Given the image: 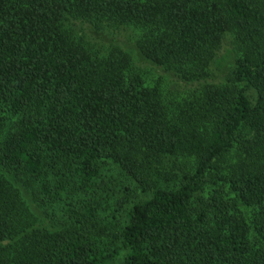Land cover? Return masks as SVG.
<instances>
[{"label": "trees", "instance_id": "16d2710c", "mask_svg": "<svg viewBox=\"0 0 264 264\" xmlns=\"http://www.w3.org/2000/svg\"><path fill=\"white\" fill-rule=\"evenodd\" d=\"M0 264H264V0H0Z\"/></svg>", "mask_w": 264, "mask_h": 264}, {"label": "rangeland", "instance_id": "374dc122", "mask_svg": "<svg viewBox=\"0 0 264 264\" xmlns=\"http://www.w3.org/2000/svg\"><path fill=\"white\" fill-rule=\"evenodd\" d=\"M122 34H123V36L125 37V39H123V41H122V43L124 44V45H126V46H128L129 47V45L131 44L130 43V41L132 40V32L130 31V30H126V31H122L121 32ZM104 35H107L106 33H104V34H102L101 35V38L104 36ZM123 37V38H124ZM129 40V41H128ZM224 47L226 48H228V47H230L229 45H228V42L226 41V43H224ZM220 53L221 54H223L224 53V50L223 49H221L220 51H219V53H218V55H220ZM140 62V61H139ZM139 62H137V63H139ZM139 66L140 67H142L143 69H144V71H148V75L149 76H155V75H158V74H160L161 72V70L160 69H157V68H155V67H152V66H150L149 64H146V63H143V62H140L139 63ZM169 77V76H168ZM169 79H171V78H169ZM172 81H173V79H171ZM170 81V80H169ZM169 83V82H168ZM171 83V82H170ZM181 83H178V82H176V81H173V85L174 86H179ZM171 85H172V83H171ZM171 85H169V87H171ZM172 85V86H173Z\"/></svg>", "mask_w": 264, "mask_h": 264}]
</instances>
